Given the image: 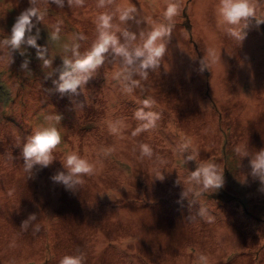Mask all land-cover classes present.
<instances>
[{"label": "rangeland", "instance_id": "374dc122", "mask_svg": "<svg viewBox=\"0 0 264 264\" xmlns=\"http://www.w3.org/2000/svg\"><path fill=\"white\" fill-rule=\"evenodd\" d=\"M216 2L0 0V264H58L69 253L82 264H264V190L247 175L249 157L233 151L264 147V21L252 18L239 42L217 24ZM251 2L264 13V0ZM169 3L175 12L166 19ZM129 4L131 16L121 20ZM28 7L43 14L13 47L11 26ZM100 14H110L107 30L129 51L154 24L169 25L159 64L125 79L118 70L141 58L126 65L109 46L75 91L61 92L54 81L64 60L97 42ZM141 107L157 113L154 127L140 126ZM49 123L61 135L57 159L28 175L20 144ZM181 141L223 169L218 189L181 196L196 166L176 150ZM65 152L92 166L74 191L50 179Z\"/></svg>", "mask_w": 264, "mask_h": 264}, {"label": "clouds", "instance_id": "9594fccd", "mask_svg": "<svg viewBox=\"0 0 264 264\" xmlns=\"http://www.w3.org/2000/svg\"><path fill=\"white\" fill-rule=\"evenodd\" d=\"M56 3H61V0H56ZM132 6L129 4L122 8L119 13L121 20L131 16ZM175 12V4L169 3L166 6L164 16L170 19ZM214 13L217 19V24L224 29V32L237 41H242L246 36V29L248 28L252 18L254 22L259 24L264 21V13L258 15L257 9L251 0H217L214 6ZM41 9L37 7H28L21 11L16 17L11 26L10 34L7 37V42L13 47L19 46L24 38L26 29H31V17L33 15H42ZM110 23V14H100L97 18V25L100 29L97 42L92 48L83 56H78L76 59H65L64 64L67 66L60 72L57 81H54L56 87L61 92L75 91L77 85H81L91 74V71L103 59L102 52L109 46L112 50L124 58L126 65L133 64L139 57V63L133 68L120 69L123 72L125 79H129L132 71L138 72L141 76H147L145 69L155 68L160 61L161 56L165 51V44L163 37L169 32V25L164 23L154 24L152 30L148 33L142 46L135 47L129 51L124 45L119 44L117 37L112 32L108 31ZM27 43L36 45L34 36L27 39ZM37 48L41 46L36 45ZM38 55L43 56V51H39ZM48 63L47 60L44 61ZM26 61L22 63L21 67L26 66ZM135 84L136 81L132 80ZM130 90V89H129ZM149 98L142 100V104L147 106L151 104ZM134 116L141 122V127L144 129L154 127L157 120V113L144 107L138 108ZM61 141V135L55 124L49 123L47 125H38L28 134L20 144L19 157L22 158V165L24 171L32 174L34 166L45 167L48 166L57 157L54 155V149ZM141 151L144 156L151 157L152 150L146 145L142 144ZM176 150L182 155L183 160H193L196 162L194 169L188 172L184 178L186 184L185 189L181 192V196H186L189 191L202 193L208 189H218L224 182L223 169L212 160L200 161L197 159L198 152L194 146H191L187 141H181ZM233 151L239 156H248V173L254 179L260 181V189L264 190V147L249 152L247 144H236ZM186 153V155H184ZM61 168H58L50 175V179L54 182L62 184L66 189L75 190L81 183V174H86L91 171V164L87 159L76 152H65L63 157L59 159ZM159 178H163V175ZM246 180V174L241 182ZM202 215H206L204 207L199 209ZM210 219V217H208ZM32 219L30 216L23 224L29 223ZM39 228V224L34 226ZM58 264H82L81 256L79 254H65L60 257Z\"/></svg>", "mask_w": 264, "mask_h": 264}]
</instances>
